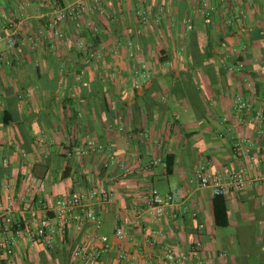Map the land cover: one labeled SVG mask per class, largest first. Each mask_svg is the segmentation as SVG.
<instances>
[{"label":"crops","instance_id":"1","mask_svg":"<svg viewBox=\"0 0 264 264\" xmlns=\"http://www.w3.org/2000/svg\"><path fill=\"white\" fill-rule=\"evenodd\" d=\"M76 1L0 0V53L11 61L0 69V201L7 184L23 230L26 204L42 218L45 204L77 190L114 198L93 207L98 231L71 225L49 244L21 232L11 255L0 248V264H123L120 251L131 264H158L166 249L167 264H264V0H85L59 23ZM238 99L252 110L238 112ZM88 139L117 163L79 156ZM199 166L224 181L242 175L244 187L225 196V228L214 224ZM151 189L181 199L154 219ZM96 234L111 249L97 262L75 258L80 244L100 248Z\"/></svg>","mask_w":264,"mask_h":264},{"label":"built area","instance_id":"2","mask_svg":"<svg viewBox=\"0 0 264 264\" xmlns=\"http://www.w3.org/2000/svg\"><path fill=\"white\" fill-rule=\"evenodd\" d=\"M84 1L77 0L76 3L68 8L59 10L56 20L61 23L69 17L73 18L84 8ZM93 1L95 7L99 8L100 0ZM211 10L208 5L204 4L203 16L206 23L210 22ZM7 45L12 50L17 49L13 37L7 38ZM10 65L11 61L8 57L4 53H0V69ZM236 110L238 112L251 111L252 104L249 101L238 99ZM259 117H261V114H259ZM244 142L242 140L235 145L239 146ZM77 153L81 157H87L90 153L98 154L101 157V167L103 169H107L112 164L117 163V158L114 155L106 154L103 146L93 139H88ZM156 163L157 161H153L152 164ZM195 177L199 187L210 190L213 198L229 195L234 184L239 189L244 187V181L240 173L232 174L229 181H224L222 177L209 172L205 166H199L195 170ZM2 190L7 204L3 207L0 201V248L8 255L13 253L16 237L21 232L28 237L32 244L36 242L49 244L55 239L57 234L64 235L71 225H74L77 230H83L85 226L92 224L94 231H98L101 227V218L93 207L108 205L114 198L113 193L105 188L91 187L77 190L67 196L57 198L52 203L45 204L43 208L47 214L42 218H40L33 203L26 204L25 209L29 214V218L25 220L23 230H19L12 219V203L15 202L14 195L7 184L3 185ZM180 199L181 195L178 191L162 194L156 189H151L145 200V209L151 217L158 219L172 209ZM32 200L34 201V197ZM114 236L117 240L123 241L126 239L127 233L122 227H117ZM96 237L101 243L100 248L89 243H83L73 249V256L82 261L97 262L102 254L111 249V245L108 236L96 234ZM198 246L200 245L198 244ZM164 257L158 261V264H167L165 259L173 260V251L166 249ZM118 259L123 264H131L133 260L129 254L123 251L118 253Z\"/></svg>","mask_w":264,"mask_h":264},{"label":"trees","instance_id":"3","mask_svg":"<svg viewBox=\"0 0 264 264\" xmlns=\"http://www.w3.org/2000/svg\"><path fill=\"white\" fill-rule=\"evenodd\" d=\"M55 2L56 0H51ZM174 159L171 156L166 158V172L171 174L173 172ZM213 216L214 224L218 228H225L228 226V211L225 196H217L213 200Z\"/></svg>","mask_w":264,"mask_h":264}]
</instances>
